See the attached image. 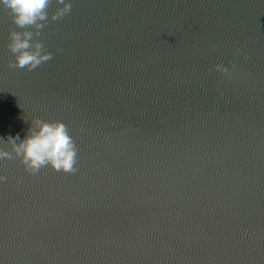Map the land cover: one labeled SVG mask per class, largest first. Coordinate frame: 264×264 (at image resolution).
I'll return each instance as SVG.
<instances>
[{"label": "water", "instance_id": "1", "mask_svg": "<svg viewBox=\"0 0 264 264\" xmlns=\"http://www.w3.org/2000/svg\"><path fill=\"white\" fill-rule=\"evenodd\" d=\"M15 28L0 135L62 120L77 171L4 160L0 264H264V0H72L31 71Z\"/></svg>", "mask_w": 264, "mask_h": 264}, {"label": "clouds", "instance_id": "2", "mask_svg": "<svg viewBox=\"0 0 264 264\" xmlns=\"http://www.w3.org/2000/svg\"><path fill=\"white\" fill-rule=\"evenodd\" d=\"M53 2L55 9L49 12ZM71 7L72 0H0V11H5L16 26L9 31L6 44L12 53L9 67L31 71L50 60L53 53L39 39L41 29L49 23V19L57 20L68 14ZM235 51L239 53L240 50ZM235 67L234 64L232 69L222 63L213 65L216 71L227 77H231ZM77 151L67 125L59 119L46 120L33 116L23 136L19 132L0 135V161L19 158L24 170L31 174L44 167L74 173L77 171ZM5 179L0 173V182Z\"/></svg>", "mask_w": 264, "mask_h": 264}, {"label": "snow or ice", "instance_id": "3", "mask_svg": "<svg viewBox=\"0 0 264 264\" xmlns=\"http://www.w3.org/2000/svg\"><path fill=\"white\" fill-rule=\"evenodd\" d=\"M4 161H0V169H2Z\"/></svg>", "mask_w": 264, "mask_h": 264}]
</instances>
